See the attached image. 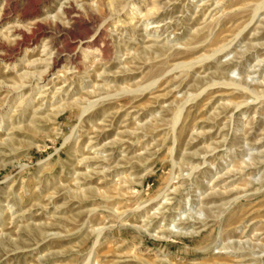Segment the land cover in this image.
<instances>
[{
    "label": "rangeland",
    "instance_id": "374dc122",
    "mask_svg": "<svg viewBox=\"0 0 264 264\" xmlns=\"http://www.w3.org/2000/svg\"><path fill=\"white\" fill-rule=\"evenodd\" d=\"M88 261L264 264V0H0V264Z\"/></svg>",
    "mask_w": 264,
    "mask_h": 264
},
{
    "label": "bare ground",
    "instance_id": "6f19581e",
    "mask_svg": "<svg viewBox=\"0 0 264 264\" xmlns=\"http://www.w3.org/2000/svg\"><path fill=\"white\" fill-rule=\"evenodd\" d=\"M258 9H260V8H258ZM257 13H258V10H257V12H256V15H257ZM256 15L254 16V18L256 17ZM83 41L82 42H80L79 43V45L75 48V55H77V49L80 47V45H83ZM71 53V52H70ZM55 56V55H54ZM41 59V58H40ZM53 59V58H52ZM204 58H202V59H194V60H191V61H187V62H181V63H179V64H177V65H175L174 67H179V66H188V67H193L195 64H197V63H199L200 61H202ZM54 62H56V60H53V64H54ZM50 69V68H49ZM177 69V68H176ZM48 72V70H45V71H43V73L41 74V76L40 77H43V76H45V74ZM155 83H157V81L155 80V81H153L151 84H149V85H147V86H145V89L144 90H146V89H148L149 87H152V85H154ZM40 84V82L38 81L37 82V84H36V86H38ZM39 87V86H38ZM102 99V98H101ZM103 100V99H102ZM99 101H100V99H99ZM97 103H99L98 102V100H95V101H92V102H90L89 104H88V106H86V108L84 109V112H86V111H88L90 108H92L94 105H96ZM183 108H184V106L180 109V111L178 112V114H177V117H176V120H175V124H177L178 122H179V120H180V118H181V115H182V112H183ZM181 216V215H180ZM183 219V217L181 216L180 218H179V220L181 221ZM174 227H175V225H174ZM173 231H175V230H173ZM179 230H177V232H178ZM85 264H90V261H88V262H86Z\"/></svg>",
    "mask_w": 264,
    "mask_h": 264
}]
</instances>
